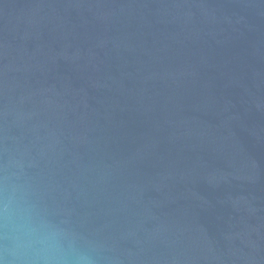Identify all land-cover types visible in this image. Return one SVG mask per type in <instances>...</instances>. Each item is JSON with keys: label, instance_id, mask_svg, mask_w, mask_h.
Masks as SVG:
<instances>
[{"label": "water", "instance_id": "obj_1", "mask_svg": "<svg viewBox=\"0 0 264 264\" xmlns=\"http://www.w3.org/2000/svg\"><path fill=\"white\" fill-rule=\"evenodd\" d=\"M0 189L92 264H264V0H0Z\"/></svg>", "mask_w": 264, "mask_h": 264}, {"label": "clouds", "instance_id": "obj_2", "mask_svg": "<svg viewBox=\"0 0 264 264\" xmlns=\"http://www.w3.org/2000/svg\"><path fill=\"white\" fill-rule=\"evenodd\" d=\"M0 264H92L62 230L0 189Z\"/></svg>", "mask_w": 264, "mask_h": 264}]
</instances>
